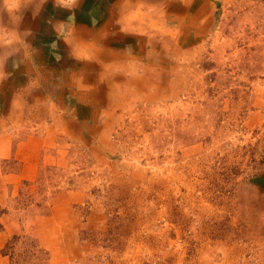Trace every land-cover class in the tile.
<instances>
[{
	"label": "rangeland",
	"instance_id": "obj_1",
	"mask_svg": "<svg viewBox=\"0 0 264 264\" xmlns=\"http://www.w3.org/2000/svg\"><path fill=\"white\" fill-rule=\"evenodd\" d=\"M33 1L0 0V45ZM193 7L76 135L0 116V264H264V0Z\"/></svg>",
	"mask_w": 264,
	"mask_h": 264
},
{
	"label": "crops",
	"instance_id": "obj_2",
	"mask_svg": "<svg viewBox=\"0 0 264 264\" xmlns=\"http://www.w3.org/2000/svg\"><path fill=\"white\" fill-rule=\"evenodd\" d=\"M199 1H33L31 10L14 19L18 27H12V43L0 45V116H5L1 134L15 133L11 119L28 134L45 127L46 137L55 140L61 133L76 135L80 120L107 117L108 109L102 107L111 75L113 82L137 69V54L145 52L158 23L197 18L192 8ZM27 110L36 112V117H26L31 122L24 120ZM32 119L39 120L34 121L37 126ZM21 144L27 150L32 140L26 137ZM34 150L32 146V156Z\"/></svg>",
	"mask_w": 264,
	"mask_h": 264
},
{
	"label": "bare ground",
	"instance_id": "obj_3",
	"mask_svg": "<svg viewBox=\"0 0 264 264\" xmlns=\"http://www.w3.org/2000/svg\"><path fill=\"white\" fill-rule=\"evenodd\" d=\"M134 1H135V0H134ZM5 2H6V1H5ZM128 3H129V2H128ZM117 4H118V3H117ZM119 12H120V11H119ZM128 23H129V22H128ZM72 39H73V38H72ZM120 60H121V59H120ZM118 61H119V60H118ZM123 61H124V60H123ZM111 62H112V61H111ZM112 63H113V62H112ZM112 63H111V64H112ZM119 63H120V62H119ZM111 64H110V65H111Z\"/></svg>",
	"mask_w": 264,
	"mask_h": 264
}]
</instances>
